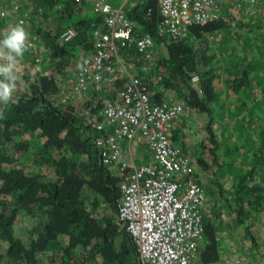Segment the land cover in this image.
Segmentation results:
<instances>
[{
    "label": "trees",
    "instance_id": "16d2710c",
    "mask_svg": "<svg viewBox=\"0 0 264 264\" xmlns=\"http://www.w3.org/2000/svg\"><path fill=\"white\" fill-rule=\"evenodd\" d=\"M75 3L51 0L55 11L49 15L54 16L55 25L49 31H42L32 20L19 15L13 3L0 2V32L1 28L5 33L23 21L28 41L38 42L40 49L46 50L43 61L49 64L43 70L36 69L29 76L26 74V82L20 84L22 76L18 77L13 99L7 105L0 102V264H76L79 261L94 264L84 258L75 259V248L87 247L89 253L99 255L98 246L89 242L92 237L108 241L117 230L124 231L116 216L120 197L117 183L123 179L120 172L123 162L113 160L109 164L105 161L106 140L113 135L114 126L92 127L87 115L80 116L85 107L81 101L71 106L52 100L59 90L60 76L72 75L76 69L84 70L92 57L89 54L92 50L89 34L93 26L84 16L77 21L71 20L76 14ZM158 6L157 0L139 1L128 14L138 33H148L151 38L147 50L136 56L132 71L138 76L146 73V78L152 80L160 76L158 68H168L169 74L158 83L165 87L164 91L159 92L149 81L152 101L167 110L166 93L180 98L183 110L172 120L170 135H166L181 152L191 148L193 153L187 156H195L199 150L195 165L204 172L190 176L202 186L211 205L202 211L203 239L191 264L209 261L225 264H243L245 261L247 264L253 258L247 242L237 239L235 246L225 243L222 238L225 235L232 237L234 228L243 225L245 237L252 239L248 234L252 233L254 221L250 214L264 212V128L258 130L256 140L246 145L239 141L229 145L221 137L224 129H219L212 116L206 122L202 117L200 122L191 121L193 109L197 113L210 112V107L205 105L211 94L209 83L204 81L201 84V93L195 91L197 97L194 90L190 89L189 94L192 87L187 81L196 73L197 52L204 47L208 34L218 30L219 23L191 25L187 35L167 34L162 38ZM149 9L150 15L147 16ZM245 26L247 31L239 40L243 56L252 50L245 46L259 39L253 33L264 26V18L261 25ZM70 30L75 36L66 39ZM261 47L264 49V43ZM30 54L25 52L18 60V68L24 72L35 63L36 57ZM249 67L251 74L246 82L253 88L264 90L262 69L257 77L255 65L249 62L242 70L236 65L235 70L240 72ZM115 84L119 87L122 82L116 81ZM108 89L111 95L112 91ZM103 91H92L89 98L106 97L108 100L110 95H104ZM261 101L264 104V98ZM179 123L185 124L187 129L184 130ZM97 134H100L99 140L95 138ZM238 151L249 158L240 160ZM146 153V147L142 146L139 155ZM228 160L233 165L243 164L239 176L223 173ZM24 163L33 165L35 170L25 169ZM127 170L130 171V167ZM207 174L211 176L209 179H205ZM224 176L237 178V181L230 188H223ZM63 236L69 238L66 245H63ZM249 242L251 247L255 246ZM242 250L244 259L237 253ZM132 254L133 260L123 254L117 264H139L141 258L135 248ZM102 262L109 263L108 260Z\"/></svg>",
    "mask_w": 264,
    "mask_h": 264
},
{
    "label": "built area",
    "instance_id": "2783aa9c",
    "mask_svg": "<svg viewBox=\"0 0 264 264\" xmlns=\"http://www.w3.org/2000/svg\"><path fill=\"white\" fill-rule=\"evenodd\" d=\"M1 1L13 3L18 10L20 8L17 0ZM92 1L111 28L110 34L101 36L102 41L116 38L125 45L136 40L140 50L150 44L148 33L137 39L134 25L124 16L123 10L115 6L117 2L135 3L137 0ZM157 3L161 17L160 34L176 33L184 24H205L218 17L213 0H157ZM127 77L128 83L118 92V100L106 101L103 111L104 121L116 124L114 134L106 140L108 151L105 161L109 164L113 160L123 162L118 216L127 221L136 241L141 258L139 264H191L196 258L197 241L203 234L202 211L207 208L208 200L202 186L190 176L196 173L193 164L165 133L169 118L179 107L166 110L155 105L147 84L139 77ZM114 79L116 76H111L109 83ZM80 82L86 87L89 81L81 76ZM101 124L96 117L93 119V127L102 129ZM142 138L147 141L145 145L148 155H151L150 161L136 164L132 158L125 159L120 148L121 139ZM141 159L144 160L143 156ZM157 171L160 181L154 178ZM205 264L225 263L209 261Z\"/></svg>",
    "mask_w": 264,
    "mask_h": 264
},
{
    "label": "clouds",
    "instance_id": "9594fccd",
    "mask_svg": "<svg viewBox=\"0 0 264 264\" xmlns=\"http://www.w3.org/2000/svg\"><path fill=\"white\" fill-rule=\"evenodd\" d=\"M20 8L18 10L19 15L24 16L26 19L32 20L38 28L42 31H49L50 29L42 27L44 22L49 24V21H52L51 28L54 27L55 21L53 20L54 16L49 15L55 11V4L51 5V0H17ZM75 1L78 5L76 8V14H74L71 18L72 21H77L81 17H85L87 23L91 26L90 34H89V43L91 45L92 57L88 59V64L84 70L76 69L75 73L72 75H61L60 76V84L59 90L56 94L52 96V100H56V96L64 95L66 99L65 105H74L77 101H85V107L81 112L80 116H88L90 122H93V119L96 117L99 123H102V127L105 126H114V132L116 128V124H107L108 120L104 121L103 111L104 105L106 101H117L118 100V92L128 83V75L136 76L142 79L143 82L149 86V81L152 82V87L155 84H158L162 81L163 76H157L154 79H147L146 73H143L138 76V74L132 71L135 65L136 56L147 50L148 46L145 49L140 50L136 40H131L130 43H126L122 45L121 41L118 42V39L113 38L106 42L102 41L101 36L103 34H110L111 28L107 25L105 18L101 14L100 10L95 8L94 1L92 0H71ZM216 4V9L218 13V17L212 21H208L205 24H216L219 23L217 27V31L215 33H210L207 36L206 43L202 49L197 52L196 56V73L190 75L188 77L187 83L193 88L190 89L201 93L202 87L201 84L204 81H207L211 87L210 97L205 101L206 107H210V112L208 115H211L213 112L211 110V106L214 103L220 101V93L223 91H232L235 94H246L253 87L248 85L246 79L251 74L250 67L236 72V65H239V68H244L247 62V58L243 55H238V49L240 50L241 43L240 39L242 35L244 36L247 31V24L241 22L238 19V16L235 13V10L232 8L233 5H237L243 8H251V4H256L254 0H213ZM0 2H2L0 0ZM84 2V3H83ZM137 0L135 3L131 1H126L125 3L117 2L121 5V7H116L123 10L124 16L128 18L127 10H132V8L138 3ZM3 3V2H2ZM1 8V7H0ZM252 12V11H251ZM159 15V13L157 12ZM147 16L150 15V9L146 13ZM160 16V15H159ZM130 20V19H129ZM161 21V17H160ZM132 24V23H131ZM191 25H199L197 23H192ZM204 25V24H203ZM94 26H97L94 28ZM133 26V24H132ZM189 26L184 24L183 28H181L176 33L168 32L166 34H160L162 38H165L167 34L172 35H187L189 32ZM136 29L135 25L133 26ZM137 30V29H136ZM138 32V31H137ZM146 33H138L137 39L141 38ZM2 35V36H1ZM38 37V35H36ZM66 39L75 36L73 31H68L66 33ZM69 36V37H68ZM110 36V35H109ZM151 43V38H150ZM251 45V44H250ZM250 45L245 47H251ZM255 47V45H254ZM253 47V48H254ZM252 48V47H251ZM252 48V49H253ZM27 50V51H26ZM36 51L38 53H36ZM25 52H30V56H35V63L29 67L28 72H34L36 69L44 67V69L49 65L48 62L43 61V54L46 52L45 49H40V45L38 42H34L32 40L28 41V33L23 26V21L17 23L12 26L5 33L0 34V102L7 105L13 99V93L17 89V80L18 77H21V72L18 68V60L24 56ZM241 52V50H240ZM242 53V52H241ZM243 54V53H242ZM239 58L241 60H239ZM99 59V61H98ZM153 59L149 62L151 64ZM38 69V70H40ZM109 69L112 70L109 73ZM160 73V72H159ZM84 76L89 82L84 85H80V77ZM99 76V78H95ZM111 76H116L112 82L109 83V79ZM107 79V81H106ZM121 81L122 84L117 87L115 82ZM241 83L245 84V88L239 91V87ZM101 86H106L111 89V96L107 100L106 97L104 99H100V97H96L97 100L89 98L91 96V92L102 91ZM67 88L66 90H63ZM151 92V91H150ZM196 93V92H195ZM197 95V93H196ZM198 97V95H197ZM151 98V97H150ZM152 100V98H151ZM57 101V100H56ZM72 103L70 104V102ZM55 102V101H54ZM153 102V101H152ZM87 103V105H86ZM92 103V104H91ZM262 103V101H261ZM63 104V103H61ZM198 105V104H197ZM200 107V105H198ZM161 107V106H160ZM170 109L173 107H179L176 111V114L169 118L168 126H166L165 133L170 135V131L172 128V120L178 115V113L182 112L183 107L180 103L169 104ZM163 108V107H162ZM39 110V107L37 108ZM169 110V108L167 109ZM199 110V109H198ZM70 111V108L68 109ZM94 113H93V112ZM196 111V110H195ZM200 111V110H199ZM71 112V111H70ZM73 113V112H72ZM95 116V117H94ZM93 127V126H92ZM114 134V133H113ZM100 134L95 135L96 140H99ZM44 140H41L43 142ZM127 142L132 143L131 145L125 146L124 144ZM147 142L144 138L140 140H123L121 139L120 148L123 154L127 156L125 159L132 158L136 164L140 163H148L151 158V155H148V148L145 145ZM136 145H143L147 149L146 155L143 156L144 160L139 163L135 155V151L132 147ZM175 146V145H174ZM125 151V153H124ZM24 167V166H23ZM25 168V167H24ZM26 169V168H25ZM32 171V170H29ZM154 178L160 181L158 171L155 173ZM123 182V179L120 180L117 185L120 191V197L117 200L116 204V216L118 220L121 222V228L124 227V231L121 232L117 230L116 234L112 237L108 238V241L103 239H96L92 237L90 239V243L98 246L100 253L96 255L93 252H88L89 248H84L83 246H78L75 248V256L80 259H86L88 261H92L94 264L98 262H102L104 260H108V264H117L120 262V258H122L125 252H131L135 248L138 253L136 241L128 229V223L125 220H121L118 216V205L121 200L122 192L120 185ZM208 206L204 210L208 209L211 205L210 198L207 196ZM204 231V230H203ZM82 233V232H81ZM118 234L122 237V246L120 249L116 248L113 243V238ZM203 239V234L197 241V249L201 240ZM133 249H130L132 248ZM104 258V259H101ZM103 263V262H102Z\"/></svg>",
    "mask_w": 264,
    "mask_h": 264
},
{
    "label": "rangeland",
    "instance_id": "374dc122",
    "mask_svg": "<svg viewBox=\"0 0 264 264\" xmlns=\"http://www.w3.org/2000/svg\"><path fill=\"white\" fill-rule=\"evenodd\" d=\"M256 4H251V8H243L237 5H233L232 8L235 10L236 15L238 16V19L241 20V22L247 24V25H261L263 23L264 18V0H254ZM252 11V12H251ZM52 21H49V24L47 22H44L42 27L48 28L51 30ZM4 33L3 28H1L0 34ZM254 37H258L259 39H255V41L250 45L252 48L255 45V48H253L250 53H247L244 57L247 58V61L250 63V65H255L254 74L257 77V74H261V69L264 74V49H262V44L264 43V40H262V37H264V26L255 29L253 33ZM2 36V35H1ZM238 52L240 56L243 54L238 49ZM40 69V68H38ZM44 67H41L40 70H43ZM159 69L160 74L164 77L167 74H169V70L167 67L161 66ZM32 73L30 72H21V80L20 84L23 82H26V79L24 76L27 74ZM153 88H156L159 92L164 91L165 87L160 86L158 84H155ZM67 88H64L63 90H66ZM104 95H108L109 89H102ZM110 95V94H109ZM168 98V104L170 102L172 104L180 103V98L178 97H171L172 94L170 92L165 94ZM111 96V95H110ZM264 98V90L259 87L252 88L249 90L246 94H235L232 91H223L220 93V101L217 103H214L211 106L212 114L208 115L207 111H203L201 113H197L194 109V115L193 119H191L192 122H200V117L203 118V122H206L207 120L211 119V116L213 117V121L217 123L219 129H224L223 137L227 140L229 145L234 144V141H239L241 143H244V145L252 142L253 140H256L258 138V130L264 128V104L261 103V99ZM66 99V96L64 95H57L56 100L59 103L66 104L64 100ZM55 101V99H54ZM82 103L85 101L81 100ZM72 101L70 102V104ZM223 122H225L224 125H221ZM234 123V124H233ZM241 123H243L241 125ZM233 124V125H232ZM180 126L183 127L184 130L187 129L186 125H182L179 123ZM196 128H198L196 126ZM218 129V131H219ZM183 155L187 156V154L193 153V150L191 148H187L185 151L182 152ZM199 154V150L197 151V154L195 156H187L190 160V163L193 164L194 171L196 173H203L204 171L201 170L199 166L195 165L196 157ZM238 157L240 160L243 161V157H247L246 154H242V151H238ZM244 160V164L246 162V159ZM27 160L29 161V164H32V160L27 157ZM226 164L223 167V173L224 174H233L238 175L243 170V164L242 166L233 165L231 161H225ZM28 163L22 164L27 170H35V167L33 165H29ZM34 167V168H33ZM236 173V174H235ZM211 176L207 174L205 176V179H209ZM225 178L224 187L223 188H230L231 184L237 181V178ZM211 204V202H210ZM212 217H214L215 214H210ZM250 218L254 219L252 222V233L250 236L252 239H249L251 242L255 244L254 247H251L249 240L245 237V231L243 225H238L234 228L233 236L230 237L228 235H225L223 241L225 243L235 245V241L237 239H240L242 242H247L248 246L250 247L253 258L247 262V264H264V212L260 211H254L251 212ZM69 241L68 236H63V245H66V243ZM113 243L116 248L120 249L122 246V237L120 234H118L116 237L113 238ZM62 245V248H63ZM238 256L244 259L243 250L242 252H237ZM125 258L127 259H134V256L131 252H125L124 253ZM75 259H78L75 258ZM76 264H81V261L77 262ZM97 264H104L102 262H98ZM245 264V261L244 263Z\"/></svg>",
    "mask_w": 264,
    "mask_h": 264
},
{
    "label": "crops",
    "instance_id": "0c3cea01",
    "mask_svg": "<svg viewBox=\"0 0 264 264\" xmlns=\"http://www.w3.org/2000/svg\"><path fill=\"white\" fill-rule=\"evenodd\" d=\"M75 2V1H74ZM76 4V3H75ZM78 5V4H77ZM115 5L117 6V7H121V5L119 4V3H115ZM78 7V6H77ZM76 7V8H77ZM131 10H127V13L129 14V12H130ZM245 88V84H243V83H241V85H240V87L238 88L239 89V91L240 90H243ZM95 99L97 100V98L95 97ZM128 144L126 143V144H124V146H123V149H125V146H127ZM142 146L143 145H136V146H134V147H132L133 149H134V151H135V155H136V160L140 163L141 162V156L139 155V151H140V149L142 148ZM124 153H125V151H124ZM127 156L125 155V158H126ZM148 159H150V157H148ZM111 223H113V221L111 220L110 221Z\"/></svg>",
    "mask_w": 264,
    "mask_h": 264
}]
</instances>
